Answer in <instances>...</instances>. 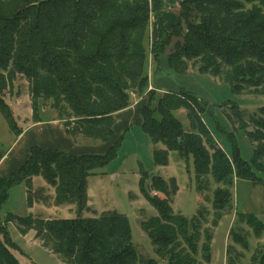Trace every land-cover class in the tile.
Listing matches in <instances>:
<instances>
[{
    "label": "trees",
    "instance_id": "trees-1",
    "mask_svg": "<svg viewBox=\"0 0 264 264\" xmlns=\"http://www.w3.org/2000/svg\"><path fill=\"white\" fill-rule=\"evenodd\" d=\"M243 1L178 0L179 12L171 30L159 25L158 38L151 44L153 61L166 54L168 67L176 73H185L187 62L195 59L200 62V73L218 75L224 65L227 70L222 79L234 94L244 85H264V0H256L261 7L250 9H244ZM149 11V0H0V112L9 129L15 138L23 131L2 97L17 75L29 82L33 122L41 121L39 100L51 99L66 134L101 142L113 135L114 113L131 104L129 91L137 96L145 93V104L139 109L140 128L153 146L165 147L152 149L156 165H167L168 153L173 151L192 159L197 183L210 176L224 186L231 185L233 177L255 184V171L264 172V105L250 120L253 129L246 131L255 144L247 161L240 156L236 139L227 137L230 155L216 144L199 115L205 103L196 95L182 89L160 94L146 91L143 41ZM180 108L187 112L188 131L173 116ZM119 144L116 139L101 154L78 156L31 146L15 170L0 176V211L9 190L21 183L27 187L28 207L42 200L32 196L33 176L54 188V204L72 203L76 212L85 209L87 177L116 157ZM139 174V192L157 212L142 229L159 259L137 254L129 221L116 211L74 218L7 213L0 219V264H20L10 251L16 244L7 229L9 222L21 235L33 231L40 246L63 264H202L201 260L208 264L211 235L207 229L199 231L201 212L188 218L173 211L174 178L167 181L142 168ZM229 201L226 187L214 190L211 226L218 224ZM238 219L255 236L264 229L255 214L239 213ZM200 233L204 238L201 260L197 257ZM230 235L246 248L242 235L234 231ZM228 264H234L231 258ZM251 264H264V248L255 249Z\"/></svg>",
    "mask_w": 264,
    "mask_h": 264
},
{
    "label": "rangeland",
    "instance_id": "rangeland-1",
    "mask_svg": "<svg viewBox=\"0 0 264 264\" xmlns=\"http://www.w3.org/2000/svg\"><path fill=\"white\" fill-rule=\"evenodd\" d=\"M260 5V2L256 0L243 1L244 9L261 7ZM199 64L198 59L191 60L187 62L188 73L173 71L177 75L176 78L173 76L172 71H168L169 74L166 75L169 76L172 86L175 88L178 84H181L180 82L184 81L193 89L201 90V93H197L199 95L197 97L205 103V108L199 112V115L208 127L216 144L227 155H230L231 143L227 137L231 141L236 139L240 156L249 161L255 144L248 139L246 131L253 129L250 120L257 115L258 108L264 105V85L254 87L244 85L239 93L234 94L229 85L222 79V73L227 70L226 66L221 65V74L213 75L209 72L200 73L198 71ZM158 71L160 80L167 84L162 80L161 74L164 70L159 69ZM181 89L187 90L186 88ZM129 96L130 101H132L137 95L129 91ZM2 97L12 109L16 123L21 129H26L33 123H37L33 122L32 119L29 82L24 76L17 75L11 90L6 89L3 91ZM51 104V99L39 100V116L45 121L46 119L57 118V112ZM209 104L213 105V115L206 111ZM173 116L180 122L183 130H189V120L184 108L175 110ZM139 128V126L134 125L133 130L122 140V144L118 145L117 154L119 155L104 166L106 175L100 177L101 183L93 175L87 177L90 198L89 202L87 200L85 209L76 212V206L72 203H66L73 206L71 209H67L66 206L59 209L49 206L48 203L52 198V186L48 185L42 178H35L31 187L32 196L35 200L40 198L44 200L45 206L43 208L41 201H35L33 203L34 209L31 212L44 218L50 217L48 213L55 214L51 216H56V218L63 216L74 218L77 214H80L81 217H97L106 211H116L125 215L129 221L132 243L137 254L141 257L159 259L154 252V246L150 237H148V233L142 229L143 225H146V222L154 217L157 212L139 192L137 182L138 165L141 164L143 170L154 172V174L163 177L167 181L170 178L175 179L176 190L170 199V205L175 213L190 218L197 210L201 212L203 218L199 219V231L207 229L211 235L208 264H228L229 258L233 260L234 264H251V255L255 249L262 250L264 248V229L259 236H255L251 227L245 221H239L238 214H255L264 224V172L255 171L256 177H258V179H255L257 181L255 184L242 178L233 177L232 184L224 186L221 183H216L210 176L203 177L201 182L197 183L194 181L192 159H183L173 151L170 152L169 160L167 158L168 166L153 171L155 165L151 153L154 146H152V143V147L150 146L149 136L147 134L146 136ZM14 139L15 134L11 132L0 112V152L10 154L19 150L18 147L23 151V145L25 146L26 143L31 142V136L29 135L22 139L20 144V141L13 143ZM32 143L34 144V141ZM116 172L118 174L112 177L111 175L116 174ZM100 174L97 172L95 175ZM218 187L227 188L230 201L218 224L211 226L213 192ZM25 188L24 184H19L10 189L8 199L0 211L1 220L7 213L27 215L28 206L26 204ZM7 229L12 241L16 244L15 247L10 248V251L20 264H31L33 262L38 264H63L56 254L40 246L34 238L33 231L21 235L10 222L7 224ZM230 231L243 236V241L247 243L246 248L232 241ZM203 240V235L200 233V239L197 242V257L200 260V245ZM201 262L207 264L202 260ZM163 263L161 261L160 264Z\"/></svg>",
    "mask_w": 264,
    "mask_h": 264
},
{
    "label": "crops",
    "instance_id": "crops-1",
    "mask_svg": "<svg viewBox=\"0 0 264 264\" xmlns=\"http://www.w3.org/2000/svg\"><path fill=\"white\" fill-rule=\"evenodd\" d=\"M149 10H150L149 20H148V25H147V30H146V36L143 41V45L147 53L145 72L147 74L148 85H147L146 91L152 90L155 93H162L166 91L178 92L180 88H186L189 92L195 94L196 96H199L198 94L201 93L200 92L201 90L197 88L193 89V87L189 86V84H187L184 81L180 82L181 84H178L179 86L177 85V88L172 86L169 76L167 75L169 74L168 71L173 72V70L168 67L166 54H161L157 62L153 61L152 56L150 54L151 44L158 38L159 25H162L165 30L170 31L172 25L176 21L178 12H179L178 0H149ZM159 69L164 70V72L161 71L162 72L161 75L163 77L162 80L167 84H164L160 80L159 78L160 73L158 74ZM186 73H188V70L186 71ZM173 76L175 78L177 77L175 73L173 74ZM145 95L146 94L144 93L141 96H138V97L135 96L133 100L131 101V104L128 107L114 113L115 123L112 128L113 135L106 142H101L99 140H91V139L84 138L81 136H77L73 138L69 136L68 134H66L61 120L54 118L50 120L46 119L45 121L41 117L40 122L33 123L30 127L23 129L22 133L18 137H16L13 142L15 143L17 141L18 143L20 141L19 142L20 144L22 142V139H24L25 137L29 135L31 136L30 143L34 141V144L26 143L25 146L23 145V151L21 150L20 147H18L19 150L12 152L10 154H8L7 152L2 153L3 156L0 158V176L6 177L13 170H15L25 160V158L28 155L29 148L33 145L40 147V148L58 149V150L64 151L67 154L78 156V155H83V154H101L105 152L107 147L112 142H114L116 139H120V144H122L121 143L122 140L126 137V135L131 130H133L134 125L140 127L141 115H140L139 109L145 104V101H146ZM188 127H189V123H188ZM139 129L141 130V128ZM149 144L150 146L152 145L151 141ZM154 148L164 149L165 147L163 144L158 143L154 146ZM117 155L119 154L116 153V157H118ZM169 157H170V152L168 153V160H169ZM154 165L155 166L153 168V171H155L156 169L159 170L160 167L166 168L168 166V165H164V166L156 165L155 163ZM141 168H142L141 164L138 165V180L140 177L139 171ZM97 172L101 174L95 175ZM152 173L154 174V172ZM117 174L118 172H116V174L113 173L111 176L115 177ZM92 175L93 177L97 178V181L99 183H101L100 177L102 178V175H106V172L104 171V167L95 170ZM35 178H41V177L33 176L31 178V185ZM25 190H27V187L25 188ZM51 190H52L51 194L53 197L54 188L52 187ZM89 190H90V187L87 183L86 192H87L88 202L90 198ZM8 196H9V193H8ZM40 201L43 203L42 200H39V202ZM48 205L55 209H59L63 206H66L67 209L73 208L72 205L54 204L52 198L50 199V203H48ZM43 206H45L44 203L42 207ZM27 209H28L27 214L29 213L33 214V212H31L34 209L33 205L31 207H27ZM51 215H55V214L48 213V216H50L48 218H56V216H51ZM58 218H69V216H63V217H58Z\"/></svg>",
    "mask_w": 264,
    "mask_h": 264
},
{
    "label": "water",
    "instance_id": "water-1",
    "mask_svg": "<svg viewBox=\"0 0 264 264\" xmlns=\"http://www.w3.org/2000/svg\"><path fill=\"white\" fill-rule=\"evenodd\" d=\"M207 112H208L209 114L213 115V105H212V104H209V105L207 106Z\"/></svg>",
    "mask_w": 264,
    "mask_h": 264
}]
</instances>
